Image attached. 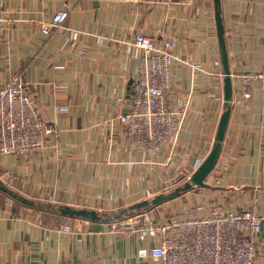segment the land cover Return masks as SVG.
Segmentation results:
<instances>
[{
    "label": "crops",
    "instance_id": "1",
    "mask_svg": "<svg viewBox=\"0 0 264 264\" xmlns=\"http://www.w3.org/2000/svg\"><path fill=\"white\" fill-rule=\"evenodd\" d=\"M1 2L15 24L0 40V85L19 73L40 118L54 131L39 150L0 155V167L11 173L1 184L34 203L22 204L0 190V264H153L137 255L152 243L135 233L116 234L110 222L67 217L34 200L116 212L148 199L147 190L151 198L186 180L193 163L209 152L224 110L223 75L214 67L220 55L213 0ZM220 6L233 100L218 161L194 196L207 206L259 215L257 261L264 264L263 107L257 90L248 99L238 92L239 74L255 70L261 59L264 0H220ZM59 10L67 12L63 29L43 33ZM136 32L175 40L173 105L183 94L191 96L170 162L149 161L127 144L123 127L113 120L130 105L138 64L130 39Z\"/></svg>",
    "mask_w": 264,
    "mask_h": 264
},
{
    "label": "built area",
    "instance_id": "2",
    "mask_svg": "<svg viewBox=\"0 0 264 264\" xmlns=\"http://www.w3.org/2000/svg\"><path fill=\"white\" fill-rule=\"evenodd\" d=\"M66 17L65 10L56 11L41 31L47 34L50 30H62ZM68 37L75 41L76 33L69 31ZM100 39L96 37V42ZM130 45L138 55L136 76L130 89V105L113 120L123 127L127 144L144 153L149 161L161 159L162 162H170L178 123L191 104L190 93H186L177 105H173L171 76L178 63L174 52L175 40L170 37L156 40L136 32L130 39ZM220 66L219 60H215L217 76L223 75ZM239 76L242 80L238 89L241 97L248 99L257 90L264 114V33L258 67ZM216 95L221 98L220 92ZM116 99L123 103L122 96ZM53 131L49 123L40 118L19 74H13L0 85V155L23 156L39 150ZM164 151L166 153L160 157ZM202 161L197 159L193 163V171ZM178 171L176 167L174 173ZM10 176L7 169L0 167L1 182L6 183ZM151 194L149 190L145 192L148 197ZM137 214L140 217L144 212ZM134 216L110 221V229L116 234L133 232L142 243L151 242L150 247H140L137 255L149 257L153 264H260L257 261L256 237L262 218L252 210L237 212L184 207L178 214L160 220L148 219L144 214V219L138 222Z\"/></svg>",
    "mask_w": 264,
    "mask_h": 264
},
{
    "label": "water",
    "instance_id": "3",
    "mask_svg": "<svg viewBox=\"0 0 264 264\" xmlns=\"http://www.w3.org/2000/svg\"><path fill=\"white\" fill-rule=\"evenodd\" d=\"M213 4H214V20L216 27V35L218 41L221 70L223 74L224 110L222 111L219 117L211 148L207 153V155L205 156V158L203 159V161L197 166V168L190 174V176L183 183L175 186L171 191L158 193L151 198L136 201L124 208L119 209L116 212L105 215L106 217L104 215H100L96 211L87 210L84 208H74L69 205H58V206L47 205L46 206L47 208L58 209L59 213L67 217H77L93 222H99V221L110 222L124 217H130L132 215L140 213L141 211H146L152 207L158 206L166 201H169L179 196L180 194L190 190L193 187L206 186L205 179L207 175L210 173V171L215 167L220 155L222 142L224 139V135L230 117L232 92H233L231 75L229 70L228 55H227L226 43L224 37V29H223L222 17L220 12L221 10L220 0H213ZM0 190L8 191L2 187L1 182H0ZM8 194L22 204L34 206V203L28 201L26 198L18 197L16 195L11 194L10 192H8Z\"/></svg>",
    "mask_w": 264,
    "mask_h": 264
},
{
    "label": "rangeland",
    "instance_id": "4",
    "mask_svg": "<svg viewBox=\"0 0 264 264\" xmlns=\"http://www.w3.org/2000/svg\"><path fill=\"white\" fill-rule=\"evenodd\" d=\"M14 24H15V22L12 19V17L10 16L9 11L6 9L4 3L1 2V0H0V40L6 39V36L8 37L9 32H11V30L14 27ZM17 74H19V73H17ZM20 77H21V75H20ZM21 79H22V81H24L22 77H21ZM24 83H25V81H24ZM182 182L183 181L181 179H179L177 181H174L173 183H170L169 185H167L165 187L164 192L171 191L175 186L180 185ZM199 190H200L199 186L193 187L190 190L180 194L179 196H177V197H175L169 201H166V202H164L158 206L150 208L152 210L141 211V213L144 212L146 218H148V219L156 218V217H162V216H164V217L165 216H174V215L178 214L181 211V209H183L184 207H190V209H199L197 203L199 205H201L200 207L203 209H228L226 206H222V205L221 206H215V205H208L207 206L202 201H200L201 203H199V201L195 200V196H194V194ZM189 193H191L192 195ZM146 198H149V197L147 196ZM34 201L36 203L42 204L44 206H47L46 204H53L55 206L54 203L48 202V200H34ZM3 202H4V200L0 199L1 205L3 204ZM203 204H204V207H203ZM114 208L119 209L121 207H118V208L114 207ZM113 211H115V210L107 211L104 213H102V212H98V213L101 215L102 214L108 215V214H111ZM144 214L140 217L138 216L139 214H135L134 220H136L138 222L140 220L142 221L144 219Z\"/></svg>",
    "mask_w": 264,
    "mask_h": 264
},
{
    "label": "trees",
    "instance_id": "5",
    "mask_svg": "<svg viewBox=\"0 0 264 264\" xmlns=\"http://www.w3.org/2000/svg\"><path fill=\"white\" fill-rule=\"evenodd\" d=\"M2 187L5 188L6 190H8V191H5V192H7V193L10 192L11 194L18 196L16 193H14V192H12L11 190H9L8 188H6L4 185H2ZM27 200H28V199H27ZM28 201H29V200H28ZM39 206H40V205H39ZM100 215H101V214H100ZM102 215L105 216V215H107V214H102ZM105 217H106V216H105Z\"/></svg>",
    "mask_w": 264,
    "mask_h": 264
}]
</instances>
